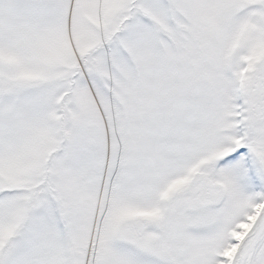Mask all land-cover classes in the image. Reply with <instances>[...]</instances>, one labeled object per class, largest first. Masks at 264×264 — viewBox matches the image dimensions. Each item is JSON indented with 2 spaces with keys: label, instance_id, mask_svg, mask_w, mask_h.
Instances as JSON below:
<instances>
[{
  "label": "snow or ice",
  "instance_id": "6c2138e0",
  "mask_svg": "<svg viewBox=\"0 0 264 264\" xmlns=\"http://www.w3.org/2000/svg\"><path fill=\"white\" fill-rule=\"evenodd\" d=\"M0 264H264V0H0Z\"/></svg>",
  "mask_w": 264,
  "mask_h": 264
}]
</instances>
